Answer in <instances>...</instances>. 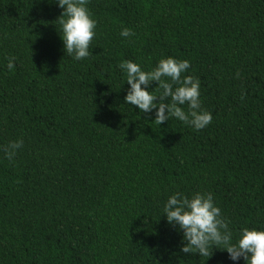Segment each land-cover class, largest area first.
Masks as SVG:
<instances>
[{
    "label": "trees",
    "instance_id": "1",
    "mask_svg": "<svg viewBox=\"0 0 264 264\" xmlns=\"http://www.w3.org/2000/svg\"><path fill=\"white\" fill-rule=\"evenodd\" d=\"M86 6L95 35L77 61L55 0H0V264H233L181 252L162 210L176 192H211L233 242L264 228V0ZM167 56L200 80L204 129L124 103L121 62L148 71Z\"/></svg>",
    "mask_w": 264,
    "mask_h": 264
},
{
    "label": "clouds",
    "instance_id": "2",
    "mask_svg": "<svg viewBox=\"0 0 264 264\" xmlns=\"http://www.w3.org/2000/svg\"><path fill=\"white\" fill-rule=\"evenodd\" d=\"M55 3L61 9L58 22L64 53L77 61L88 57L96 20L86 6L87 0H55ZM132 35L131 29L121 28V37ZM7 67L13 68L11 60ZM119 67L126 73L129 86L124 103L153 116L157 125L175 118L201 130L212 122L211 112L202 107L200 80L192 75H182L190 68L188 60L162 57L148 71L130 60L121 62ZM152 82L156 87L149 90ZM22 145L20 139L10 141L3 148L5 158L13 159ZM162 214L169 225L181 232L180 251L185 254L195 253L208 258L215 248L226 251L233 264L240 259L245 264H264V228L243 227L233 242L229 221L222 217L211 192L197 191L190 197L176 192L168 197Z\"/></svg>",
    "mask_w": 264,
    "mask_h": 264
}]
</instances>
